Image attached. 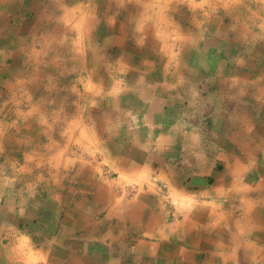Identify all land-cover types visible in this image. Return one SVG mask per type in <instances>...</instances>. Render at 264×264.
Wrapping results in <instances>:
<instances>
[{
	"label": "crops",
	"instance_id": "1",
	"mask_svg": "<svg viewBox=\"0 0 264 264\" xmlns=\"http://www.w3.org/2000/svg\"><path fill=\"white\" fill-rule=\"evenodd\" d=\"M263 2L0 0V264H264Z\"/></svg>",
	"mask_w": 264,
	"mask_h": 264
},
{
	"label": "rangeland",
	"instance_id": "2",
	"mask_svg": "<svg viewBox=\"0 0 264 264\" xmlns=\"http://www.w3.org/2000/svg\"><path fill=\"white\" fill-rule=\"evenodd\" d=\"M246 21H242V25L245 24ZM218 36H213V35H206L205 37L203 36V41H210L211 39H214V38H217ZM257 43H262L264 44V37H248L247 39H245V41H241L240 44L242 47H246L248 45H255ZM69 72L64 73V74H54V76H51L50 79H49V82H48V87H46V91L48 93V96L47 94L45 93L46 91H42L43 94L41 93L42 96L46 97V99H43V100H40L38 101V99L34 100L33 103L36 104H41L43 103L44 105H48V108H49V114H55V110H60L61 107H65L66 109H69L68 111H65L64 113V116L62 118H64L65 120L69 119L67 118L71 113H72V99H68V100H63V99H60V95L62 94H65V96H68L70 93H72V85L76 82L75 80L78 79V73L74 72L72 69H69L67 70ZM60 83V84H58ZM82 86V85H80ZM62 87V88H61ZM57 91V92H56ZM59 92V93H58ZM45 102V103H44ZM13 103V102H12ZM69 104V105H68ZM57 116V115H56ZM57 118L60 119L59 116H57ZM52 151L54 152L55 151V148H53L52 150L50 149V155H52ZM23 162V161H21ZM23 164V163H22ZM32 167L31 169H33V172L34 173H37V174H40V168L41 166L40 165H37V164H31ZM21 164H17L16 165V169H14V171H19L21 168H20ZM56 171L55 169H53L52 172ZM50 176H52V173H48ZM19 177H22L20 176L19 174ZM18 177V179H20ZM65 190L63 191V198H64V203H67V204H72L74 203V195H73V192L70 191V187L67 186V184H72V181H68L66 180L65 181ZM54 191H56V189H54ZM60 193L62 192L61 189H58L56 191V193ZM60 199V197H59ZM78 199V197H77Z\"/></svg>",
	"mask_w": 264,
	"mask_h": 264
},
{
	"label": "bare ground",
	"instance_id": "3",
	"mask_svg": "<svg viewBox=\"0 0 264 264\" xmlns=\"http://www.w3.org/2000/svg\"><path fill=\"white\" fill-rule=\"evenodd\" d=\"M263 3H264V2H263ZM210 8H211V7H210ZM262 9H263V8H262ZM262 9H261V10H262ZM225 11H226V10H225ZM230 11H231V10H230ZM237 13H238V12H237ZM229 14H230V13H229ZM246 14H247V13H246ZM248 17H250V16H248ZM249 19H250V18H249ZM231 23H232V22H231ZM166 24H167V23H166Z\"/></svg>",
	"mask_w": 264,
	"mask_h": 264
}]
</instances>
